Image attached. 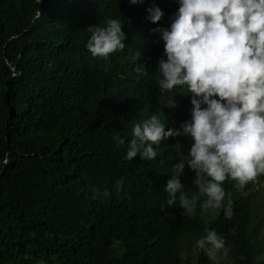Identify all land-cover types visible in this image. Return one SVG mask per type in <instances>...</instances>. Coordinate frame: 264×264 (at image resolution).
<instances>
[{"label": "trees", "instance_id": "obj_1", "mask_svg": "<svg viewBox=\"0 0 264 264\" xmlns=\"http://www.w3.org/2000/svg\"><path fill=\"white\" fill-rule=\"evenodd\" d=\"M151 7L165 14L157 24ZM179 7L180 0H0V264H211L194 246L213 229L227 264H264V228L253 225L264 174L243 189L224 181L227 219L223 205L202 209L207 197H196L195 174L184 172L183 191L198 202L187 216L178 205L161 211L172 140L152 161L125 159L135 124L153 114L177 119L191 101L187 86H177L178 106L165 107L159 66L138 77L126 60L135 35L166 60L153 29L170 27ZM109 19L121 21L126 39L105 62L88 51L87 29Z\"/></svg>", "mask_w": 264, "mask_h": 264}, {"label": "clouds", "instance_id": "obj_2", "mask_svg": "<svg viewBox=\"0 0 264 264\" xmlns=\"http://www.w3.org/2000/svg\"><path fill=\"white\" fill-rule=\"evenodd\" d=\"M129 2L136 5L143 0ZM147 11L154 24L165 15L159 7ZM105 23L104 27L89 26L87 49L93 58L107 62L110 54L125 48L126 34L120 20ZM168 23V28L153 29L165 42L166 60L151 50L152 42L141 45L138 35L132 37L134 45L126 60L138 77L159 66L160 92L167 93L165 107L178 106L173 94L177 86H187L191 101H186L178 120L153 114L135 124L125 159L132 161L139 154L141 160L152 161L161 142L165 145L172 140L169 159L175 164L164 188L168 198L166 204L161 203V211L178 205L184 215L194 214L198 202L183 191L181 177L185 172L195 174L196 197H207L202 209L223 205L225 217L231 219L232 201L223 203L224 181H236V187L243 189L264 174V0H180ZM132 102L135 105L137 98ZM114 139L117 147L125 144L119 134ZM100 194L99 188L94 189L93 198ZM102 195L107 197L109 192L104 190ZM194 247L211 261L216 260L218 250L225 249L224 240L214 229ZM259 259L264 260V255Z\"/></svg>", "mask_w": 264, "mask_h": 264}, {"label": "rangeland", "instance_id": "obj_3", "mask_svg": "<svg viewBox=\"0 0 264 264\" xmlns=\"http://www.w3.org/2000/svg\"><path fill=\"white\" fill-rule=\"evenodd\" d=\"M256 188H259L260 190V196H259V200L263 201L264 200V183H260L255 185ZM259 209L257 211L256 214H254V224L253 225H259L261 228H264V206L263 204L258 206ZM211 264H227L226 262V251L225 249H221L217 251V258L216 260H212Z\"/></svg>", "mask_w": 264, "mask_h": 264}]
</instances>
